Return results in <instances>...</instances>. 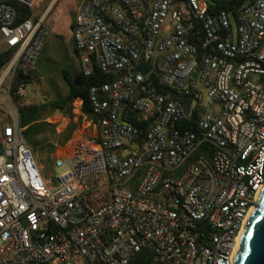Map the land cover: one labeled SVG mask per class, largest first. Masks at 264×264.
Wrapping results in <instances>:
<instances>
[{
    "label": "built area",
    "instance_id": "built-area-1",
    "mask_svg": "<svg viewBox=\"0 0 264 264\" xmlns=\"http://www.w3.org/2000/svg\"><path fill=\"white\" fill-rule=\"evenodd\" d=\"M15 1L33 16L18 23L0 0V55L11 53L0 68V264H132L146 249L153 264H234L264 188V0L235 19L211 14L209 0H86L72 29L82 72L94 59L116 79L88 93L99 139L78 131L55 146L53 167H70L55 184L14 101L31 96L48 10ZM142 63L147 76L133 72ZM150 74L191 97L190 111L146 84ZM196 107L201 138L176 127Z\"/></svg>",
    "mask_w": 264,
    "mask_h": 264
},
{
    "label": "trees",
    "instance_id": "trees-1",
    "mask_svg": "<svg viewBox=\"0 0 264 264\" xmlns=\"http://www.w3.org/2000/svg\"><path fill=\"white\" fill-rule=\"evenodd\" d=\"M12 4L17 12V22H22L33 16V12L24 5L16 2L15 0H4ZM253 0H209V11L211 14H217L219 12H226L230 14L234 19L238 16L241 9ZM73 25H71V30ZM74 53L79 57V54L75 48ZM11 53L5 52L0 55V68L7 63L10 59ZM35 73L26 79L31 84L35 79ZM61 79L66 87V94L58 99L52 101H46L43 103L29 102L27 99L15 98L14 101L18 107L19 125L22 128V136L27 144L32 148L43 147L47 151L50 150L49 146H44L45 137L44 134L48 131L46 124H41L40 120L42 115L46 111H60L63 115L71 117L73 112V105L75 102L81 103V113L88 116H92L90 108L89 90L94 87H101L104 84L113 82L116 79L115 75L103 73L98 67L97 63L93 59L92 71L90 76H85L82 71L73 74L69 69L63 68L61 70ZM146 84L155 89L158 93L164 95L167 98H172L170 93L172 90L164 85L160 84L158 79L150 74L146 78ZM199 118L198 108H193L190 117L187 121L177 124V128L183 131H189L197 134L198 138H201L200 133L197 131V121ZM122 119L137 128L143 130L144 123L140 120V117L130 112H124ZM97 122V120L95 119ZM147 125V123H146ZM50 130V129H49ZM53 132L52 130H50ZM69 137V136H68ZM65 138V139H68ZM98 140V136L95 138ZM207 147L203 145L197 154H203L209 158L210 153L204 151ZM44 176H46L44 174ZM132 264H153L152 254L149 250H142L135 255Z\"/></svg>",
    "mask_w": 264,
    "mask_h": 264
},
{
    "label": "rangeland",
    "instance_id": "rangeland-1",
    "mask_svg": "<svg viewBox=\"0 0 264 264\" xmlns=\"http://www.w3.org/2000/svg\"><path fill=\"white\" fill-rule=\"evenodd\" d=\"M52 0H44L40 9H34V15L40 13L48 6ZM80 0H53L48 8L46 22L50 28V35L44 44L40 56L36 63V77L30 84L31 96L29 102L43 103L63 97L66 94V87L61 79V70L69 69L73 74L77 72L75 68L76 57L72 49L71 22L75 17V10ZM50 111L43 113L40 123L46 124L49 129L44 134L45 144H57L59 147L65 145L68 136L78 127L79 114L72 112V116L63 115L66 120L62 125H51L45 121ZM59 113H61L59 111ZM62 114V113H61ZM58 137L57 139H55ZM32 149V148H31ZM36 161L41 167V171L47 178L55 184V178L62 176L69 171L70 167L65 164L60 168H54V155L46 148L37 147L32 149ZM57 150L55 154L59 153ZM68 152V151H66ZM64 152L62 159L67 157Z\"/></svg>",
    "mask_w": 264,
    "mask_h": 264
},
{
    "label": "water",
    "instance_id": "water-1",
    "mask_svg": "<svg viewBox=\"0 0 264 264\" xmlns=\"http://www.w3.org/2000/svg\"><path fill=\"white\" fill-rule=\"evenodd\" d=\"M120 7L124 10L123 5H120ZM105 24L107 25L108 22L105 21ZM133 72H140L144 76H147L149 68L146 64L142 63ZM125 76H127L126 72L118 75V77ZM170 96L180 100L185 109L190 111L191 97L175 91H172ZM234 264H264V188H262L255 206L247 219L239 247L234 257Z\"/></svg>",
    "mask_w": 264,
    "mask_h": 264
},
{
    "label": "crops",
    "instance_id": "crops-1",
    "mask_svg": "<svg viewBox=\"0 0 264 264\" xmlns=\"http://www.w3.org/2000/svg\"><path fill=\"white\" fill-rule=\"evenodd\" d=\"M53 2V0H52ZM51 2V3H52ZM86 0H80L79 4L77 5L76 7V10H75V14L77 15V13L79 12V10L83 7V5L85 4ZM43 3H44V0H43ZM51 3L45 7V9L48 10V8L50 7ZM41 14V13H40ZM75 15V16H76ZM75 18V17H74ZM74 18L72 19V22H71V25H73V21H74ZM72 31V30H71ZM50 35V34H49ZM49 37V36H48ZM48 39V38H47ZM46 39V41H47ZM46 41L44 42V44L46 43ZM72 49L75 48L74 47V44H73V38H72ZM44 46V45H43ZM74 52V51H73ZM41 53V52H40ZM75 57H76V61H75V68L77 70V72L79 71H82V67H81V62H80V58L77 57V55L74 53ZM40 56V55H39ZM39 58V57H38ZM38 60V59H37ZM37 63V61H36ZM35 73V76L37 75L36 74V65H35V68H34V71ZM76 72V73H77ZM43 116V115H42ZM79 116H81L79 118V122H78V127L77 129L72 132L70 134V136L68 137V139L66 140V142L70 141L74 135L78 132V131H81L83 132L84 136L90 138V139H95L97 136H99V130H98V127H97V122L95 121V118L93 116H88L84 113H80ZM42 119V118H41ZM64 120H66V118L63 116V114L59 113V111H52L47 117H46V120L47 122H49V124L51 125H62L64 124ZM58 137H56L55 139H57ZM65 142V143H66ZM57 144H50V150L49 152L51 154L54 153V149H55V146ZM49 146V145H48Z\"/></svg>",
    "mask_w": 264,
    "mask_h": 264
}]
</instances>
